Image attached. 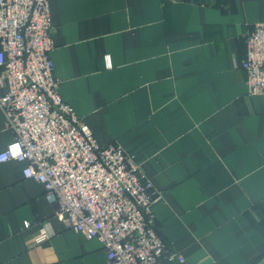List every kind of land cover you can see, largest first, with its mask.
I'll return each instance as SVG.
<instances>
[{"label":"crops","instance_id":"1","mask_svg":"<svg viewBox=\"0 0 264 264\" xmlns=\"http://www.w3.org/2000/svg\"><path fill=\"white\" fill-rule=\"evenodd\" d=\"M49 13L59 94L159 193L154 227L185 258L164 264L262 261L264 94L237 63L264 0H49ZM12 140L0 110V151ZM24 165L0 162V264H108Z\"/></svg>","mask_w":264,"mask_h":264},{"label":"built area","instance_id":"2","mask_svg":"<svg viewBox=\"0 0 264 264\" xmlns=\"http://www.w3.org/2000/svg\"><path fill=\"white\" fill-rule=\"evenodd\" d=\"M53 35L49 0H0V110L13 135L0 162L23 161L24 178L43 185L65 226L102 243L108 264L184 263L154 227L159 193L140 163L120 144L99 142L59 94ZM237 65L247 94H264V18Z\"/></svg>","mask_w":264,"mask_h":264},{"label":"water","instance_id":"3","mask_svg":"<svg viewBox=\"0 0 264 264\" xmlns=\"http://www.w3.org/2000/svg\"><path fill=\"white\" fill-rule=\"evenodd\" d=\"M264 263V259L262 261H260L258 264H263Z\"/></svg>","mask_w":264,"mask_h":264}]
</instances>
